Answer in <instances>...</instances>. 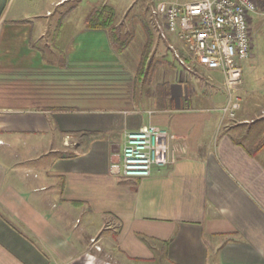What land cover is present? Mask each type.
Listing matches in <instances>:
<instances>
[{
    "label": "crops",
    "instance_id": "crops-1",
    "mask_svg": "<svg viewBox=\"0 0 264 264\" xmlns=\"http://www.w3.org/2000/svg\"><path fill=\"white\" fill-rule=\"evenodd\" d=\"M16 2L0 0V264H264V89L244 77L224 116L220 74L180 65L173 39L121 52L91 12L48 57ZM148 125L175 136L171 163L126 180V133Z\"/></svg>",
    "mask_w": 264,
    "mask_h": 264
},
{
    "label": "built area",
    "instance_id": "built-area-1",
    "mask_svg": "<svg viewBox=\"0 0 264 264\" xmlns=\"http://www.w3.org/2000/svg\"><path fill=\"white\" fill-rule=\"evenodd\" d=\"M152 15L161 39L174 40L169 51L180 65L200 69L209 80L214 73L222 76L226 94L222 113L235 118L242 106L244 63L255 52V17L264 28V0H160ZM174 139L169 131L153 125L127 132L122 176L142 180L154 168L168 166Z\"/></svg>",
    "mask_w": 264,
    "mask_h": 264
},
{
    "label": "rangeland",
    "instance_id": "rangeland-1",
    "mask_svg": "<svg viewBox=\"0 0 264 264\" xmlns=\"http://www.w3.org/2000/svg\"><path fill=\"white\" fill-rule=\"evenodd\" d=\"M59 1L17 0L16 2L18 9L25 8L22 10L23 17L34 29V46L39 47L48 57L52 54L50 49L53 32L59 23L67 18L74 23L81 22L90 12L103 7H111L115 11L117 28L115 34L119 39L118 42L130 45L131 50L141 52L149 37L155 42L162 41L158 34L156 20L152 15L155 4L160 0H65L57 4ZM254 19L255 55L253 65L244 69V77L250 88L259 86L264 89V28L259 18ZM41 28L45 29L43 38L40 34ZM151 52L145 54L146 66L145 69H141L140 79L143 83L160 74V70L156 67L161 63L162 58ZM165 54L167 60H172L169 51ZM125 58L128 60L127 55ZM255 125L264 126V120L256 121ZM22 153L23 148L17 149L13 156L20 157Z\"/></svg>",
    "mask_w": 264,
    "mask_h": 264
},
{
    "label": "trees",
    "instance_id": "trees-1",
    "mask_svg": "<svg viewBox=\"0 0 264 264\" xmlns=\"http://www.w3.org/2000/svg\"><path fill=\"white\" fill-rule=\"evenodd\" d=\"M86 26L91 29H106L109 31L111 38L113 39L114 46L119 51H124L127 47V44L124 42H118L116 37V13L111 7H103L92 11L86 18ZM150 44V43H149ZM148 44V45H149ZM147 48H151L147 46ZM148 52V50H147Z\"/></svg>",
    "mask_w": 264,
    "mask_h": 264
}]
</instances>
